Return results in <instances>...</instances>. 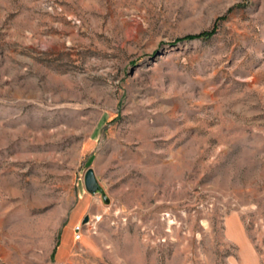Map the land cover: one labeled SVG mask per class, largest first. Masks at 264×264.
Listing matches in <instances>:
<instances>
[{
  "label": "rangeland",
  "instance_id": "obj_1",
  "mask_svg": "<svg viewBox=\"0 0 264 264\" xmlns=\"http://www.w3.org/2000/svg\"><path fill=\"white\" fill-rule=\"evenodd\" d=\"M0 264H264V0H0Z\"/></svg>",
  "mask_w": 264,
  "mask_h": 264
},
{
  "label": "water",
  "instance_id": "obj_2",
  "mask_svg": "<svg viewBox=\"0 0 264 264\" xmlns=\"http://www.w3.org/2000/svg\"><path fill=\"white\" fill-rule=\"evenodd\" d=\"M83 189L89 194H98L103 203L108 202V198L105 195L102 187L98 184L93 170L87 167L82 176ZM86 221V217L83 218L82 222Z\"/></svg>",
  "mask_w": 264,
  "mask_h": 264
},
{
  "label": "trees",
  "instance_id": "obj_3",
  "mask_svg": "<svg viewBox=\"0 0 264 264\" xmlns=\"http://www.w3.org/2000/svg\"><path fill=\"white\" fill-rule=\"evenodd\" d=\"M214 32L213 28L208 30V31H202L197 34H187L182 37H177L175 38L172 43H177L181 41H186V40H193V39H200V38H207L209 37L212 33Z\"/></svg>",
  "mask_w": 264,
  "mask_h": 264
}]
</instances>
